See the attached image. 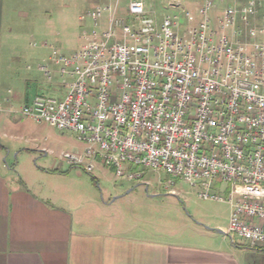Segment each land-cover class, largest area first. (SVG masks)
Listing matches in <instances>:
<instances>
[{
	"label": "built area",
	"instance_id": "built-area-1",
	"mask_svg": "<svg viewBox=\"0 0 264 264\" xmlns=\"http://www.w3.org/2000/svg\"><path fill=\"white\" fill-rule=\"evenodd\" d=\"M102 1L86 14L93 28L79 48L50 55L70 79L64 94L37 93L20 113L95 141L60 154L85 172L100 164L135 182L161 171L164 186L179 179L228 202L223 233L264 249V3L226 5L211 18L214 0L197 15L175 1L167 7L180 11L158 19L142 0H130L127 17L116 15L118 0Z\"/></svg>",
	"mask_w": 264,
	"mask_h": 264
},
{
	"label": "crops",
	"instance_id": "crops-1",
	"mask_svg": "<svg viewBox=\"0 0 264 264\" xmlns=\"http://www.w3.org/2000/svg\"><path fill=\"white\" fill-rule=\"evenodd\" d=\"M151 1L148 6L177 5ZM227 1L236 7L247 2ZM190 4L178 0L175 8ZM11 6V0H0V264H264V249L231 242L219 232L224 226H205L175 204L161 214L156 187L130 201L132 186H101L98 175H105L107 167L97 164V173L89 177L51 149L24 144L31 138L28 130L13 135L26 128L28 118L20 113L24 119H16V104L21 109L37 93L3 90L1 34ZM69 80L52 82L48 89L62 96ZM144 184L147 192L149 182Z\"/></svg>",
	"mask_w": 264,
	"mask_h": 264
},
{
	"label": "rangeland",
	"instance_id": "rangeland-1",
	"mask_svg": "<svg viewBox=\"0 0 264 264\" xmlns=\"http://www.w3.org/2000/svg\"><path fill=\"white\" fill-rule=\"evenodd\" d=\"M98 2L100 4V0L95 3L94 0H11V11L5 20L1 34V68L5 73L2 82L3 90L10 88L11 94H18L19 91H26L29 95L39 92L55 94L48 89L49 84L63 81L66 77L58 73V65H53L48 57L53 50H55V55H70L79 48L85 40L84 36L90 33L93 28L92 21L86 14ZM129 2L130 0L119 1L120 8L116 13L117 16H128L126 7ZM143 2L145 8L156 15L158 19H161L165 14H174L180 11V9L164 6L165 3H151L148 6L149 2H152L151 0H143ZM201 2L202 0H191L189 7L185 8L197 15ZM228 3L227 0H214V9L210 12V17L213 18L219 14ZM101 21L104 28L105 13ZM181 23H186L183 14ZM40 65L51 68V81L39 69ZM19 104H16L14 115L16 119L21 120L24 117L20 114ZM25 119L23 121L27 125L26 128L15 129L13 132V135H17L28 130L31 138L24 144L37 145L44 150L51 149L57 155L65 151L75 152L83 147L70 132L59 131L44 122L38 123L29 118ZM18 140L20 141V139ZM92 172L97 173V170L94 168ZM89 177L91 176L89 175ZM98 178L101 186H105L109 190L114 185L118 186L121 183L132 186L135 190L126 196L130 201L142 199L144 193H153L152 189L156 187L155 193L159 197L157 200L158 211L161 214L173 211L172 208L175 204L176 208L180 209L184 215L205 226L214 228L221 225L226 227L228 224L231 211L228 202L201 198L198 196L196 188L190 187L179 179L175 180L174 185L164 186L163 182L167 177L161 171L148 169L142 174L139 181L134 182L116 177L107 168V173L98 175ZM93 180L95 183L97 182V178H93ZM146 181L149 182L147 192L144 184ZM139 182L143 183L138 184ZM136 188L140 189L136 190ZM218 188L227 189V182L218 181ZM248 192L261 193V188L248 185ZM236 241L241 240L236 238Z\"/></svg>",
	"mask_w": 264,
	"mask_h": 264
},
{
	"label": "bare ground",
	"instance_id": "bare-ground-1",
	"mask_svg": "<svg viewBox=\"0 0 264 264\" xmlns=\"http://www.w3.org/2000/svg\"><path fill=\"white\" fill-rule=\"evenodd\" d=\"M76 140L78 142H80L83 147L82 148H95V141H87L86 138H76ZM224 182H227V181H224ZM250 186H254V187H260L259 185H250Z\"/></svg>",
	"mask_w": 264,
	"mask_h": 264
},
{
	"label": "water",
	"instance_id": "water-1",
	"mask_svg": "<svg viewBox=\"0 0 264 264\" xmlns=\"http://www.w3.org/2000/svg\"><path fill=\"white\" fill-rule=\"evenodd\" d=\"M219 232H222V233H223V231H222V230H220Z\"/></svg>",
	"mask_w": 264,
	"mask_h": 264
}]
</instances>
